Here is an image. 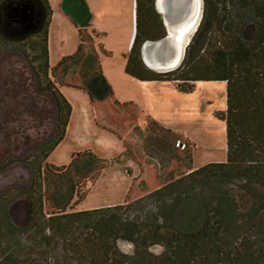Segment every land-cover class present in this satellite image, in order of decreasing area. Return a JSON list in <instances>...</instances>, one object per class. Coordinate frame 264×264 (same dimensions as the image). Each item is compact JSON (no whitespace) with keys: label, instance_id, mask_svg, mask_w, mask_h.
I'll list each match as a JSON object with an SVG mask.
<instances>
[{"label":"trees","instance_id":"trees-1","mask_svg":"<svg viewBox=\"0 0 264 264\" xmlns=\"http://www.w3.org/2000/svg\"><path fill=\"white\" fill-rule=\"evenodd\" d=\"M203 1L202 20L180 67L155 72L144 64L141 49L167 32L155 0H136V35L126 73L141 82L171 83L183 94L194 93L200 82L225 83L226 112L216 118L226 123V161L189 167L186 176L129 204L70 212L82 200L84 184L107 162L90 151L73 155L66 167L46 160L65 140L72 116L61 88L84 90L95 109L107 102L119 105L94 47L93 38L101 35L93 31L92 38L79 27L77 52L52 67L50 0H0V43L23 53L39 90L53 95L59 113L55 137L26 159L33 182L21 191L29 204L24 225L13 223L7 201L0 198V264H40L32 255L18 262L19 244L24 245L20 234H29V244L41 250L70 238L71 260L78 264H264V0ZM26 6L34 9L32 26L15 18ZM72 69L80 75L79 84L58 81L61 72ZM120 240L134 245L132 257L119 250ZM154 246L163 248L160 255L150 252Z\"/></svg>","mask_w":264,"mask_h":264},{"label":"rangeland","instance_id":"rangeland-1","mask_svg":"<svg viewBox=\"0 0 264 264\" xmlns=\"http://www.w3.org/2000/svg\"><path fill=\"white\" fill-rule=\"evenodd\" d=\"M50 1L57 13L51 22L49 40L50 63L56 67L64 58L77 52L80 38L72 21L74 18L62 11L64 0ZM86 1L92 5L96 28L83 29L92 38L93 31L101 35L93 38L94 47L99 51L102 70L113 88L115 99L119 103L137 100V88L133 85L138 84L135 83L137 80L125 77H130L125 71V63L135 34L136 0ZM63 16H67L66 19ZM10 46L0 43V198L4 197L5 203L7 201V213L13 223L21 226L27 221L29 209L21 191H28L33 180L32 169L26 159L55 137L57 109L51 93L36 90L35 77L28 70L23 53L8 50ZM101 46L109 55L100 50ZM78 77V71L72 69L66 75L61 72L58 81L73 86L80 83ZM225 85L222 82H200L192 94L180 93L172 85L184 98H169L163 91H157V104L171 100L174 109L169 122L158 124L171 130L179 141L172 140V136L156 127L151 118H143L134 112L129 114L127 124H124L125 118H118L119 114L110 102L97 108L99 115L103 113L104 117L96 119V128L94 125L81 126L80 114L91 106L89 95L84 90L64 86L62 93L76 114L73 115L71 133L46 163L66 167L73 155L90 151L105 160L108 166L96 179L84 184L80 191L82 200L68 211L129 204L173 179L186 176L189 167L197 169L210 163L225 162L226 123L216 118L217 114L226 112ZM180 108L186 109V113L180 114ZM110 115L112 117L109 118ZM19 236L24 243L23 247L21 242L19 244L22 248L19 263L29 261L27 259L32 255L40 264H78L71 260L67 243L70 238L57 239L52 247L41 250L29 244V234ZM118 248L131 257L135 253L134 245L123 240L118 242ZM162 251L160 246L150 249L156 255Z\"/></svg>","mask_w":264,"mask_h":264},{"label":"water","instance_id":"water-1","mask_svg":"<svg viewBox=\"0 0 264 264\" xmlns=\"http://www.w3.org/2000/svg\"><path fill=\"white\" fill-rule=\"evenodd\" d=\"M155 0V8L161 15L167 35L159 41H147L141 49L142 60L147 68L155 72H169L176 70L183 62L185 51L189 42L186 40L197 31L203 17L204 1L203 0ZM83 9L86 13L89 12L85 0H82ZM65 13L73 17L83 28L88 27L89 23H81L74 13L75 9L69 2L64 1ZM74 10V11H73ZM19 13V12H16ZM15 18H21L23 23L34 24V9L25 7L22 15ZM156 48L158 52H150L147 49ZM156 51V50H155ZM28 70L35 77L36 90L41 93L38 87L37 76L32 67L25 59ZM152 62H155L154 64ZM161 64V65H160ZM57 109V124L58 128V107ZM31 167V166H30ZM32 169V168H31ZM33 174V171H32ZM33 182V180H32ZM32 186V185H31ZM31 188V187H30Z\"/></svg>","mask_w":264,"mask_h":264},{"label":"crops","instance_id":"crops-1","mask_svg":"<svg viewBox=\"0 0 264 264\" xmlns=\"http://www.w3.org/2000/svg\"><path fill=\"white\" fill-rule=\"evenodd\" d=\"M64 1L69 2L70 5L74 7V9L79 6V3H80V6H83L82 5V0H64ZM64 1H63V5H62V11L65 13ZM85 2L87 4V6H88L89 12L86 14L85 19L80 18L78 16H76V18H78L81 23H89L88 27H92V26L95 27L94 14H93V9L91 7L92 5H91L90 2H87L86 0H85ZM50 4H51V1H50ZM52 10H53V16L57 17V13H56L55 9H53V7H52ZM65 15L69 16L67 13H65ZM67 16H63L64 17L63 19H66ZM70 18H71V16H70ZM52 19H53V17H52ZM74 20L72 19L73 23L74 22L76 23V21H74ZM75 25L77 26V29L79 27L83 28L80 25H78L77 23ZM135 35H136V13H135V34H134V39H135ZM134 39H133V43H134ZM133 43H132V46H133ZM131 49H132V47L128 50L129 53H130ZM127 56L128 55H126V57ZM126 65H127V59H126V63H125V71H126ZM125 77H127L128 79H132V77H128V76H125ZM134 81H136V79ZM135 83H138V84H133V83H130V82L128 84H133L137 88V97H136L137 100L131 99V101H126L124 103H119V105H113L112 106L115 109V111L117 110L116 112H118V114H119L118 118H125L124 119V124H127V121L129 119V114L131 112H134V113L138 114V116H141L143 118H148L149 117V118H151V120L156 121L158 123L159 122H165V124H166V122H169L168 120L170 119V114H171V111L173 109L172 105L170 104L171 100L170 101L169 100L162 101L163 103L160 102V104H157V100H156L157 91L158 90L163 91L165 93V95L167 97H169V98H177V97H183L184 98V96L181 95V94H178V92L174 88H172L173 84H170V83L141 82V81H138V80ZM225 87H226V85H225ZM61 91H62V88H61ZM90 104H91V102H90ZM156 105H158V106L156 107ZM86 109L87 108H85L82 111V113L80 114V115H82V117H81V126L82 125L83 126L94 125V123L97 120L100 119L99 118V116H100L99 114L100 113L97 110H94L95 108L92 105L90 106L89 109H87V110ZM185 110L186 109H184V108H180L179 109V113L180 114L182 112L186 113ZM74 114H76V113H75V110L73 108L72 117H71L72 120H71V123L68 126L67 136H66L65 140L68 137V133L69 134L71 133L72 123L74 121V118H73ZM165 114H168L167 117L165 116ZM100 117L103 118L104 114L102 113ZM110 117H112V116L110 115L109 118ZM93 127L96 128L95 125ZM102 133L105 134L104 132H102Z\"/></svg>","mask_w":264,"mask_h":264},{"label":"flooded vegetation","instance_id":"flooded-vegetation-1","mask_svg":"<svg viewBox=\"0 0 264 264\" xmlns=\"http://www.w3.org/2000/svg\"><path fill=\"white\" fill-rule=\"evenodd\" d=\"M74 11V10H73ZM75 15L80 17V18H83L85 19V16H86V11L85 9H83V6H80V3H79V6L75 8V11H74ZM110 112V111H109ZM110 114V113H109Z\"/></svg>","mask_w":264,"mask_h":264},{"label":"bare ground","instance_id":"bare-ground-1","mask_svg":"<svg viewBox=\"0 0 264 264\" xmlns=\"http://www.w3.org/2000/svg\"><path fill=\"white\" fill-rule=\"evenodd\" d=\"M163 1V0H162ZM179 2H181L180 0H179ZM195 33V32H194ZM194 33L192 34V36L194 35ZM192 36H190L187 40H186V42H188L189 40H191V38H192ZM156 48H158V47H152L151 49H147V51H150V52H152V53H154V52H158V50L156 49ZM156 50V51H155ZM153 64L155 63V62H152ZM161 65V64H160Z\"/></svg>","mask_w":264,"mask_h":264}]
</instances>
